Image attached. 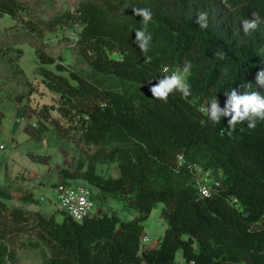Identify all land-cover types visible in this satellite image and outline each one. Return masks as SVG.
I'll use <instances>...</instances> for the list:
<instances>
[{"label":"trees","instance_id":"1","mask_svg":"<svg viewBox=\"0 0 264 264\" xmlns=\"http://www.w3.org/2000/svg\"><path fill=\"white\" fill-rule=\"evenodd\" d=\"M228 4L83 0L74 14L58 16L41 29L23 18L28 7L22 0H0V17L9 15L40 39L64 23L82 27L79 45L91 68L88 76L68 71L36 48L37 75L59 95L57 110L69 130L79 134L78 143L95 148L77 170L60 173L63 183L83 180L104 199L110 195L137 212L131 221L102 213L77 222L61 210L63 221L58 222L55 215L0 201V264L15 263L17 247H47L44 264H178V254L185 264H264V121H257L254 130L247 122L238 124L229 136L228 118L214 125L200 111L215 96L223 107L224 93L245 82L255 90L264 61V23L248 34L240 26L252 12L264 19V0ZM132 7L152 12L148 64L133 43L131 29L142 24ZM199 12L208 13L207 29L195 23ZM221 50L223 60L214 56ZM186 61L192 65L186 79L192 95L184 99L174 93L167 103L153 99L150 87L162 69L168 67L170 75ZM51 65L57 72L47 68ZM54 109L45 105L33 113L62 130L51 115ZM106 164H116L120 175L98 172ZM192 166L220 174L217 194H199ZM19 201L39 205L31 191H23ZM158 202L165 204L167 228L157 248L142 250L144 223Z\"/></svg>","mask_w":264,"mask_h":264},{"label":"rangeland","instance_id":"2","mask_svg":"<svg viewBox=\"0 0 264 264\" xmlns=\"http://www.w3.org/2000/svg\"><path fill=\"white\" fill-rule=\"evenodd\" d=\"M22 1L28 7L27 13L22 14L23 18L45 29L46 22L68 12L74 14L83 0ZM81 31L82 27L69 22L53 32H45L40 39L39 34L26 29L9 15L0 17V116L4 115L0 124V201L10 206L38 211L46 216L55 215L58 222L63 221V212L54 187L63 182L60 172L64 168L77 170L81 162H86L87 154L93 153L95 148L78 143L79 134L69 130L71 125L57 110L60 105L59 95L50 91L44 79L37 75L40 62L36 48L53 56L57 60L56 64H63L68 71L88 76L92 72L81 53ZM47 68L57 72L56 65ZM45 105L55 108L51 115L59 121L62 130L55 129L51 123L38 119L33 113H41ZM47 170L49 172L44 174ZM98 172L114 177L120 175L116 164L99 165ZM70 182L85 183L83 180ZM23 191L33 192L39 205L22 204L19 197ZM102 213H116L124 221L137 217V212L124 201L110 195L104 199L96 191L92 216ZM144 227V236L149 239L147 244L155 243L158 247L167 228L164 203L155 204ZM16 252L17 260L13 264H44L50 256L47 247H17ZM177 262L185 264L181 254H178Z\"/></svg>","mask_w":264,"mask_h":264},{"label":"clouds","instance_id":"3","mask_svg":"<svg viewBox=\"0 0 264 264\" xmlns=\"http://www.w3.org/2000/svg\"><path fill=\"white\" fill-rule=\"evenodd\" d=\"M225 7H230L228 0H220ZM128 8L125 4L120 8V12L123 14L124 10ZM132 12L135 16L141 17L142 27L132 28L131 31L135 32V40L133 43L138 45L141 54L144 57V63L148 64L152 62V56L148 55L151 47L152 36L147 32V25L152 21V12L146 7H132ZM252 19H243L240 22L242 31L245 34L255 31L261 23H264L258 12H252ZM195 20V23L202 29L208 27V13L199 12ZM223 50L214 53V56L223 60L225 58ZM260 70L255 76V90H253L252 82H245L238 88L233 87L230 91L224 93L226 101L223 107L220 106L217 96L207 102L206 105L200 108V111L204 113L208 120L212 124H219L222 118H228L227 127L229 129L228 135L231 136L232 131H235L238 124H244L247 122V128L254 130L257 126V121H264V92L258 89H264V61H261ZM191 62L186 61L182 67H178L170 75L169 68L164 67L162 69L163 74L156 84L150 87V92L153 99L163 101L167 103L170 95L174 93H180L181 98H188L192 95L191 85L186 81V74L190 73ZM150 82V81H149ZM243 89V90H241ZM200 192L202 196H211L210 191L207 188H201ZM87 193L81 195L79 198L73 196L71 193L67 197H62L64 206L68 209L69 213L77 220H80L87 211L92 208V204L87 200ZM78 204L74 203L77 201Z\"/></svg>","mask_w":264,"mask_h":264},{"label":"built area","instance_id":"4","mask_svg":"<svg viewBox=\"0 0 264 264\" xmlns=\"http://www.w3.org/2000/svg\"><path fill=\"white\" fill-rule=\"evenodd\" d=\"M3 148V146L1 147ZM180 159H182L180 157ZM190 170L192 171L194 178L196 180L197 188L199 191V194L202 196L200 189L207 188L211 196L214 194H217L219 190L222 187V179L220 174L217 173L216 171H206L201 167L198 166H192L190 167ZM54 190L57 193L58 196V201L61 207V210L68 214L71 218H73L77 222H82L85 219L89 218L92 216V211L94 208L95 200H96V191L93 189L91 186L87 184H65L63 182L58 183L55 187ZM71 193L73 196L79 198L81 195H84L87 193V200L91 202L92 208L87 211V214L84 215L80 220L75 219L68 211V209L64 206L62 197H67V195ZM210 196V197H211ZM204 197V196H202ZM236 202V201H235ZM74 203L78 204V199L77 201H74ZM149 242L148 237L143 236L142 237V244H146Z\"/></svg>","mask_w":264,"mask_h":264},{"label":"crops","instance_id":"5","mask_svg":"<svg viewBox=\"0 0 264 264\" xmlns=\"http://www.w3.org/2000/svg\"><path fill=\"white\" fill-rule=\"evenodd\" d=\"M49 170L45 171L44 174L48 173ZM43 184H45L44 181L40 180ZM47 185V184H46ZM158 246H159V242H158ZM151 248H157V245L155 243H149V244H142V250H147V249H151Z\"/></svg>","mask_w":264,"mask_h":264}]
</instances>
